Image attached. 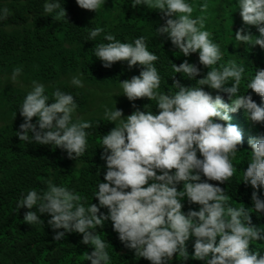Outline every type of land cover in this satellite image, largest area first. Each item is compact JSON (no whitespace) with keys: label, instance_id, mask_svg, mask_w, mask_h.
<instances>
[{"label":"clouds","instance_id":"obj_1","mask_svg":"<svg viewBox=\"0 0 264 264\" xmlns=\"http://www.w3.org/2000/svg\"><path fill=\"white\" fill-rule=\"evenodd\" d=\"M76 2L81 9L96 13L104 4V0ZM238 2L244 25L256 26L260 35L244 34L241 28L235 33V39L264 48V0ZM138 5L162 13L166 22L157 29L159 34H167L185 57L198 52L199 63L210 70L197 81L199 86L191 88L182 86L174 77L173 85L179 91L171 96L162 94L157 91L161 78L153 65L158 56L148 51L145 38H137L134 44L122 43L113 34H105L104 40L108 43L96 45L95 56L105 68L121 61L128 62L129 67L141 65L140 75L121 82V88L129 101L155 100L158 114L137 109L124 118L122 110L106 107L104 117L115 127L102 139L101 158L106 161L104 179L107 182H100L95 193L99 206L92 203L86 207L83 202L86 198L49 180L47 190L42 193L31 190L19 201V209H29L24 221L29 225L41 223L40 215L47 213L51 217L48 224L54 230L82 234V243L94 248L86 257L90 264L111 262L108 244L96 232L109 219L120 241L134 250L136 257L151 264H168L176 254L184 262L188 261L187 242L193 237L191 258L205 264H264V255L250 247L254 242L264 241V228L252 221L253 210L264 213L261 197L264 133L249 138V162L238 177L253 189V207L232 206L225 190L208 182L224 184L237 172L233 160L243 144V134L231 123L229 113L243 108L251 122L264 123V108L251 95H238L245 68L235 60L217 67L223 53L220 45L210 38L211 33L204 30L207 3L199 5L201 15L197 17H193V6L186 0H134L132 7ZM44 12H56L54 19L67 16L59 2H46ZM8 16L9 10L4 8L0 20ZM102 33V27L91 29L89 40H95ZM172 67L190 79L200 75V68L188 60L179 66L173 63ZM20 72V68L14 69L13 81ZM71 84L84 87L76 77ZM203 86L228 93L231 104L219 94L213 97ZM247 88L264 98V68L257 69ZM52 97L54 102L49 104L45 86L33 81L32 90L21 106L24 123L17 136L21 141L53 145L66 150L69 158L77 159L86 152L89 135L86 129L92 124L81 119L73 121L77 104L72 95L57 88ZM34 117H38L35 124ZM181 183L183 190H178ZM185 198L189 204L199 205V210L185 214L182 211ZM101 208L108 209V215H98ZM65 231L57 232L54 239L61 240Z\"/></svg>","mask_w":264,"mask_h":264},{"label":"trees","instance_id":"obj_2","mask_svg":"<svg viewBox=\"0 0 264 264\" xmlns=\"http://www.w3.org/2000/svg\"><path fill=\"white\" fill-rule=\"evenodd\" d=\"M46 2H59L65 8L67 16L54 19L56 12H44ZM133 2L134 0H104L96 13L81 9L76 0H0V12L4 8L9 10L8 18L0 20V110L5 111L0 119V264H90L86 257L94 248L82 243V234L68 233L63 229L54 230L48 224L51 217L47 213H37L43 222L29 225L24 221V214L29 209H19L18 204L31 190L38 193L47 190V181L51 180L53 184L65 186L86 198L83 201L86 207L92 203L99 206L95 193L100 182H107L104 179L106 161L101 158L104 153L102 139L115 124L106 120L104 113L94 112L96 96L93 97L84 87L72 85L67 78L77 74L96 87L113 88L121 85L124 80L139 76L143 70L139 64L129 67L126 61L116 62L112 67L105 68L103 62L95 56L96 45L108 43L104 40L105 34H113L122 43L134 44L137 38H145L148 51L158 56L153 65L161 78L157 91L162 94L171 96L179 91L173 85L174 77L182 86L191 88L199 86L197 81L204 78L210 70L199 63L198 52L185 57L172 44L167 34H159L157 29L166 22L162 13L151 10L146 5L133 8ZM186 2L193 6V17L201 15L199 5H209L205 14L209 18L205 21L204 30L211 33L210 38L220 45L223 53V59L217 67L230 60L242 65L245 73L238 95H251L253 101L264 108V98L247 88L257 69L264 68V48L235 39V33L241 28L244 29V34L250 33L253 37L260 35L256 26L244 25L238 0ZM96 27L104 28V33L95 40H89L90 30ZM184 60L200 68V75L195 79L173 70V63L179 66ZM16 68H20L21 72L13 81V71ZM33 81L45 86L49 104L54 102L52 93L57 88L72 95L77 104L73 121L81 119L91 122L92 127L86 129L89 133L88 147L83 156L69 158L66 150L53 145H40L34 141H21L17 136L20 125L24 123V117L20 114L21 106L32 90L24 85L33 86ZM227 86L230 87L231 83ZM203 87L213 97L219 94L226 103L231 104L228 93ZM121 107L124 112V107ZM125 107L132 112L139 109L158 114L157 102L147 98L138 99L134 104L129 102ZM102 111L105 112V109ZM229 115L231 123L238 126L243 134V144L237 158L233 160L237 172L224 184L208 182L224 189L232 206L251 208L253 189L250 185L243 184V180L238 177L247 169L249 162L248 153L251 149L248 140L264 133V123L251 122L243 108ZM37 120L38 117H34L32 123H37ZM203 179L205 178L202 177ZM177 188L183 190V183ZM261 197L264 198V189H261ZM182 203L185 214L189 210L198 211L200 208L199 205L189 204L186 198ZM98 215H108V209L101 208ZM252 221L256 226L264 228V213L253 210ZM60 231H65V236L56 241L54 236ZM96 232L108 244L110 264H151L144 258L136 257L134 250L120 241L110 219L105 221L103 228L98 226ZM194 242V237L187 242L190 257L188 261L184 262L176 254L168 264H205L191 258L194 255ZM250 247L264 255V241L254 242Z\"/></svg>","mask_w":264,"mask_h":264},{"label":"rangeland","instance_id":"obj_3","mask_svg":"<svg viewBox=\"0 0 264 264\" xmlns=\"http://www.w3.org/2000/svg\"><path fill=\"white\" fill-rule=\"evenodd\" d=\"M209 18V16H207ZM74 77L79 78L83 84L84 88L89 90L93 97H97V102L94 103V109L95 113H105L104 110L106 107L111 110H115L116 108L121 110V106L124 107V118H126L128 115H131L133 112L132 110L125 107L127 103H135L136 101H129L126 96H124L123 89L121 88V85H118L113 88L108 87H96L94 85H91L87 82H85L81 75H74L70 78H67V80L71 81ZM27 89H32L31 84L24 85ZM112 106V107H110ZM5 111L0 110V119L4 116Z\"/></svg>","mask_w":264,"mask_h":264}]
</instances>
